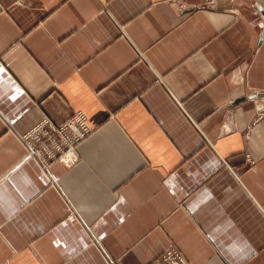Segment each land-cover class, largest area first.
Returning a JSON list of instances; mask_svg holds the SVG:
<instances>
[{"label":"crops","instance_id":"obj_1","mask_svg":"<svg viewBox=\"0 0 264 264\" xmlns=\"http://www.w3.org/2000/svg\"><path fill=\"white\" fill-rule=\"evenodd\" d=\"M75 111V163L26 157L24 133ZM171 243L264 264V0H0V264Z\"/></svg>","mask_w":264,"mask_h":264},{"label":"built area","instance_id":"obj_2","mask_svg":"<svg viewBox=\"0 0 264 264\" xmlns=\"http://www.w3.org/2000/svg\"><path fill=\"white\" fill-rule=\"evenodd\" d=\"M92 128L82 111H75L64 121L55 123L44 117L22 135L26 157L35 159L48 169L49 163L69 154L68 160L77 161L76 148L85 140ZM150 264H188L181 251L172 243Z\"/></svg>","mask_w":264,"mask_h":264},{"label":"bare ground","instance_id":"obj_3","mask_svg":"<svg viewBox=\"0 0 264 264\" xmlns=\"http://www.w3.org/2000/svg\"><path fill=\"white\" fill-rule=\"evenodd\" d=\"M68 157H69V154H66V155H64L61 159V161L62 162H64V163H66V164H71L72 162H70L69 160H68ZM75 163V162H74ZM71 167V166H70Z\"/></svg>","mask_w":264,"mask_h":264}]
</instances>
